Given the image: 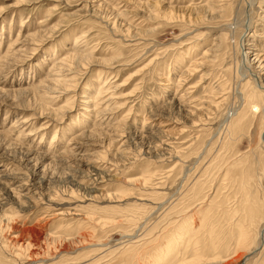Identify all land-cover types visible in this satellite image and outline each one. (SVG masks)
<instances>
[{
    "label": "rangeland",
    "instance_id": "1",
    "mask_svg": "<svg viewBox=\"0 0 264 264\" xmlns=\"http://www.w3.org/2000/svg\"><path fill=\"white\" fill-rule=\"evenodd\" d=\"M246 40L264 55V0H0V264H162L188 212L198 229L165 264H264V66ZM38 233L60 241L16 257Z\"/></svg>",
    "mask_w": 264,
    "mask_h": 264
},
{
    "label": "bare ground",
    "instance_id": "2",
    "mask_svg": "<svg viewBox=\"0 0 264 264\" xmlns=\"http://www.w3.org/2000/svg\"><path fill=\"white\" fill-rule=\"evenodd\" d=\"M221 1V0H220ZM219 0H218V2H220ZM212 9V8H211ZM211 14V13H210ZM214 16H215V13H213L212 14V17L211 18H214ZM228 16V15H227ZM232 16V15H231ZM216 17V16H215ZM221 17V16H220ZM223 17V16H222ZM229 17V16H228ZM224 20V19H223ZM229 20V19H228ZM227 19H225L224 21H223V24H222V26H231V24H232V22L230 21H228ZM218 21V20H217ZM232 28H235V27H229V29H226V30H229L230 31V36L229 35H227L226 36V34H222L221 36H218V37H216V38H218L219 39V41H221V42H223V41H228V39H230V40H232L231 39V34L233 35L234 34V29H232ZM250 28V27H249ZM211 31V30H210ZM244 31H246V30H244ZM236 33V32H235ZM243 32H241L240 34H242ZM245 33V32H244ZM228 34V33H227ZM240 37V36H239ZM238 37V38H239ZM254 37V36H253ZM237 38V39H238ZM207 40V39H206ZM242 40V39H241ZM247 41V40H246ZM255 41V40H254ZM238 43H239V41H238ZM245 43V44H244ZM244 43H242V44H240V47H241V50H242V56H243V58L246 60L247 59V61H249L250 62V55H254L255 56V62L256 63H258L259 64V66L258 67H260V66H264V65H262L263 64V62H264V58L262 59V57L264 56L263 54H260V53H255V46H256V42H252L251 40H249V41H247V42H244ZM189 44V43H188ZM232 45V44H231ZM234 45V44H233ZM247 46V47H246ZM216 47H218V45H214L213 47H211V48H209V49H207V50H205L203 53H202V55L201 56H197V58H195L196 56H193L192 58V61H191V64H190V68L189 69H187L186 70V72H185V76H183V77H189L190 78V76L192 75V73H195V72H198V70H199V68L200 67H203V65H207V60H210V58H211V54H210V52H212L213 50H215V48ZM231 47H233V46H231ZM192 48H189V49H187L188 51H190ZM226 49H228V47L226 48ZM244 50V51H243ZM216 51V50H215ZM214 51V52H215ZM210 57V58H209ZM209 58V59H208ZM214 60H212L211 62H213ZM235 63V62H234ZM235 65V64H234ZM230 66H231V64H230ZM233 66V65H232ZM231 66V67H232ZM258 67H256V68H258ZM234 69H235V67H234ZM231 72H232V70H231ZM233 74V73H232ZM234 75H235V73H234ZM242 76H244V74L242 75ZM246 78V77H245ZM179 80V79H178ZM183 81H184V83H187L188 82V80L186 79V78H184V79H182ZM259 86V85H258ZM191 89H193L191 86L190 87H187V89H185L186 91H185V93H183V94H181L179 97H177V98H174L175 100H188L189 98V94H190V92H191ZM103 91H101L100 93H102ZM102 95V94H101ZM219 96V95H218ZM251 96V95H250ZM100 97V96H99ZM222 97H224V96H222ZM101 98V97H100ZM225 99V98H224ZM98 101V100H97ZM189 101V100H188ZM223 101V99L220 101V102H222ZM181 102V101H180ZM219 101H218V103H216V104H219L220 103ZM253 104H255V102H252ZM96 107V106H95ZM260 107H261V104H260ZM260 107L258 106V105H253V108L254 109H256V110H259L260 109ZM262 108H263V111H264V103H263V106H262ZM41 116H43L42 114H41ZM151 118V117H150ZM49 124V121H45L44 123H43V126H42V128H41V130H44V128H46V127H44V126H47ZM167 125V124H166ZM166 125H163V126H166ZM195 125V124H194ZM162 126V125H161ZM98 127V126H97ZM97 127H95L94 128V130H98V129H96ZM116 128H117V131H121L122 133L124 132V129H122V128H124V127H122V125L120 124V125H117L116 126ZM100 129V128H99ZM187 131V130H186ZM143 132V131H142ZM182 132H184V129H182L181 130V133ZM141 133V132H140ZM170 133V132H169ZM177 133V132H176ZM111 134V133H110ZM113 134V133H112ZM128 134V133H127ZM169 135V134H168ZM167 135V136H168ZM137 136V135H136ZM176 137V136H175ZM174 137V138H175ZM42 138H43V136H42ZM129 138V137H128ZM134 138V137H133ZM136 138V137H135ZM116 139V138H115ZM118 139V138H117ZM123 139H125V138H123V137H121V138H119L118 140H117V144L118 143H120V145L121 146H123V144L125 143V141L123 140ZM127 139V138H126ZM72 141H69V143L67 144V146H66V149L64 150V151H62L61 152V154H59V156L61 157H63V158H65V157H68V159L69 160H73L74 159V157H77L78 156V154L77 153H75V151H77V150H79V148H81V146H78V145H76L75 143H76V139L75 140H73V139H71ZM75 143H74V142ZM113 141H115V140H113ZM112 141V142H113ZM127 141V140H126ZM73 142V143H72ZM112 142H111V144H112ZM116 144V143H115ZM126 144V143H125ZM74 145V146H73ZM129 145V144H128ZM169 145V144H168ZM168 145H166V146H168ZM171 145V144H170ZM160 146V145H159ZM172 146H170V148H171ZM121 149H125V148H120L119 150H121ZM122 152H124L123 150H121ZM126 151V150H125ZM57 159V158H56ZM91 162V161H90ZM94 162V161H93ZM226 207H228V206H226ZM226 207H224V211H226ZM233 208V207H232ZM199 209V208H198ZM227 211H228V209H227ZM233 211H234V209H233ZM233 211H231L230 212V209H229V213L230 214H228V215H231L232 216V218L235 220L234 221V223H233V225L231 224V231H230V233L234 236V232H238V237L239 238H241L242 240H245V238L248 236V234H249V231H250V229H249V226H247V228H246V224H243V221H241L239 218H237L236 216V214L237 213H234ZM237 212V211H236ZM187 213V212H186ZM227 213V212H226ZM62 217H67V216H69L71 213L70 212H60L59 213ZM191 213H189L188 212V214H186L185 216H183L182 218H181V220H182V223L183 224H186L187 226H188V228H185V229H181L179 232H177V234H175L174 236H173V239L172 238H170V241L172 240L173 242L172 243H170L169 242V244H167L166 246H165V250L163 251V253L161 254V256H159L158 258H157V263H162V264H165V262H166V260L168 259V258H170L171 256H173V255H175V254H177L176 252H177V250L179 249V247L180 246H182L183 245V243H184V241L186 240V237H187V233L190 231V230H197L198 228H195L194 227V224L192 223V222H194L195 220L194 219H188L187 217H188V215H190ZM235 215V216H234ZM192 216V215H191ZM234 216V217H233ZM228 217V216H227ZM224 218V217H223ZM231 222V221H230ZM233 222V221H232ZM231 222V223H232ZM210 225H211V223H210ZM206 226V221H204L202 224H201V228H204ZM211 226H213V224L211 225ZM229 226V225H228ZM207 227V226H206ZM165 228H166V225H165ZM167 228H168V226H167ZM213 229H214V226H213ZM213 229L211 230L212 232H213ZM229 229V228H228ZM208 230H210V229H208ZM229 233V234H230ZM39 234V233H38ZM173 234V233H172ZM178 234H180V235H178ZM191 235H192V233H190ZM212 234V233H211ZM214 234V233H213ZM212 234V235H213ZM230 234V235H231ZM19 235V234H18ZM22 235V234H21ZM53 235V234H52ZM236 235V234H235ZM15 236V235H14ZM214 236V235H213ZM19 237H22V239H18ZM212 237V236H211ZM135 238V237H134ZM234 238H236V237H234ZM61 239H62V237H61ZM200 239V238H199ZM199 239H196L195 241L197 242V246L199 245V243L201 242ZM249 239H251V237L249 236L248 237V240ZM42 240H44V241H50V240H52L53 242H56V241H60V238H59V236L56 238V237H51L50 235L48 236V235H46V234H43V233H40L39 235H37L36 237H31L30 239H27V238H25L24 237V235H22V236H16L13 240H12V243L14 242V247L15 248H18V251H20L19 253H14V255L16 256V257H19V256H24V255H27L28 256V253H30V255H32L33 253H37V250H36V248H34L33 247V245L35 246V245H40L41 244V241ZM75 240V239H74ZM192 240L193 239H191L190 240V244H191V246L189 245V247L190 248H192ZM62 241V240H61ZM72 241V240H71ZM194 241V242H195ZM222 241V240H221ZM249 241H251V242H249V243H252V239L251 240H249ZM43 242V241H42ZM44 243V242H43ZM57 243H59V242H57ZM61 243V242H60ZM129 243H135V242H129ZM216 243V242H215ZM53 244V243H52ZM72 244H73V242H72ZM195 245V243L193 244V246ZM196 245H195V247H196ZM201 245V244H200ZM202 246V245H201ZM200 246V247H201ZM216 246V245H215ZM199 247V248H200ZM188 248V247H187ZM199 248H194L195 249V254H194V257L195 258H197L198 257V254L199 253H197V251H198V249ZM36 250L35 252H34V250ZM189 249V248H188ZM201 249V248H200ZM199 249V250H200ZM26 251V253H24ZM38 254V253H37ZM121 254V253H120ZM123 254L124 253H122L121 255L123 256ZM34 255V254H33ZM120 255V256H121ZM36 256V255H35ZM29 257V256H28ZM32 257V256H31ZM118 258H119V256H118ZM122 259H124L123 257H122ZM127 259H129V258H127ZM126 259V260H127ZM125 261V260H124ZM191 261H194V260H191ZM191 261H189V262H191ZM119 262H121V261H119ZM189 262H187V263H184V264H194L195 262L196 263H198L199 262V264L202 262L201 260H196L195 262H193V263H189ZM204 263V262H203ZM73 264H75V263H73ZM76 264H80V262H77ZM99 264V263H98Z\"/></svg>",
    "mask_w": 264,
    "mask_h": 264
}]
</instances>
